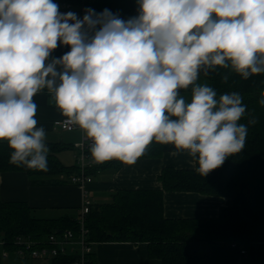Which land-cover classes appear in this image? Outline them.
<instances>
[{"label": "clouds", "instance_id": "9594fccd", "mask_svg": "<svg viewBox=\"0 0 264 264\" xmlns=\"http://www.w3.org/2000/svg\"><path fill=\"white\" fill-rule=\"evenodd\" d=\"M137 5L127 20L91 8L81 19L53 0H0V141L9 164L48 170L33 99L45 91L91 141L94 164L133 165L156 142L186 152L206 177L244 150L257 117L239 92L218 95L198 79L217 68L242 80L264 74V0ZM58 46L70 50L50 59ZM189 88L186 99L181 90ZM258 104L264 108V90Z\"/></svg>", "mask_w": 264, "mask_h": 264}, {"label": "trees", "instance_id": "16d2710c", "mask_svg": "<svg viewBox=\"0 0 264 264\" xmlns=\"http://www.w3.org/2000/svg\"><path fill=\"white\" fill-rule=\"evenodd\" d=\"M53 2L58 4L59 11H63V4L78 1ZM87 4L96 13L108 9L123 20L138 15L137 0H87ZM226 74L229 79L225 83L222 76ZM204 76L218 95L239 92L248 111L257 117L258 123L249 127L244 150L230 156L206 177L198 175L194 169L167 166L159 175L162 189L119 190L113 195L111 203L92 204L86 220L91 241L145 242L150 258L157 259V264H207L204 254L211 245L239 246L247 252V255H242L241 264H248L249 246L264 242V108L258 104L260 92L264 90V74L242 80L227 69L217 68ZM50 148L48 170L39 172L9 164L10 149L7 142L0 141V180L4 173L23 172L35 184L65 183L62 176L71 182L70 177L78 170L76 164L66 166L55 155L67 146L55 143ZM167 152L176 150L172 145L152 142L140 158H161ZM122 166L121 161L113 159L92 165L87 173L92 178L101 171L117 172ZM166 191L230 197L232 203L221 207L216 217L169 219L164 216L163 195ZM66 229H78L76 217L43 218L26 202H0V237L8 250L14 249L18 238L43 240L53 232ZM73 260L74 256H59L51 259L49 264H72ZM87 264H100L93 252Z\"/></svg>", "mask_w": 264, "mask_h": 264}, {"label": "crops", "instance_id": "0c3cea01", "mask_svg": "<svg viewBox=\"0 0 264 264\" xmlns=\"http://www.w3.org/2000/svg\"><path fill=\"white\" fill-rule=\"evenodd\" d=\"M61 13H65L60 11ZM59 43V42H58ZM70 50L69 46H58L51 53V58H59ZM34 102L38 105L36 119L38 126L47 132V144L52 152L51 144L60 143L67 149L55 153L56 157L68 160L71 150L75 154L76 145L86 137L79 128L68 130L56 126L55 122L65 119L55 107L49 104L48 93L36 95ZM167 152L161 158H139L133 165L123 164L117 172L101 171L93 175V181L86 186V192L62 176L65 183L57 185H41L32 183L30 177L23 172L4 173L0 180V202L22 201L33 207L43 218H59L65 215L77 217L84 199L92 204H106L113 201V195L119 190H160L159 180L163 168L173 166L178 169H194V161L186 152ZM62 159V160H61ZM75 160L66 166L75 165ZM232 203L230 197L201 194L198 192L166 191L163 195L164 216L169 219H192L216 217L219 209ZM73 210L75 214L72 215ZM59 214V215H58ZM93 254L100 264H157V259L150 258L148 244L145 242H102L93 244ZM8 256V255H7ZM6 256V257H7ZM248 264H264V242L253 243L248 249ZM17 259L22 264H36L31 258ZM207 264H241L243 256L237 245H211L204 254ZM37 264H49V260L38 261Z\"/></svg>", "mask_w": 264, "mask_h": 264}, {"label": "built area", "instance_id": "2783aa9c", "mask_svg": "<svg viewBox=\"0 0 264 264\" xmlns=\"http://www.w3.org/2000/svg\"><path fill=\"white\" fill-rule=\"evenodd\" d=\"M77 3L67 2L63 4V11L65 13L71 11L75 12L78 18H83L85 9L90 8L87 0H77ZM56 126H61L68 130H73L78 127L68 125L66 118L55 122ZM91 141L86 137L76 145L77 153L75 154V164L78 168L77 172L70 177L73 184L80 186L82 189L88 182H91V175L87 173L88 168L94 165L89 151ZM92 202L89 198H85L79 213L76 217L78 229H66L64 231H56L49 234L43 240H36L32 238H18L14 243V249L8 250L3 238L0 237V246L4 249L3 256L6 257L10 253L20 258H31L42 261H50L59 256H74L72 264H87L89 262L90 254L93 252L94 242L89 239V229L86 226L87 216L90 213ZM246 250H241L242 255H247ZM1 261V257H0Z\"/></svg>", "mask_w": 264, "mask_h": 264}, {"label": "rangeland", "instance_id": "374dc122", "mask_svg": "<svg viewBox=\"0 0 264 264\" xmlns=\"http://www.w3.org/2000/svg\"><path fill=\"white\" fill-rule=\"evenodd\" d=\"M204 82H207L209 84L208 79L201 73L199 76V79H198V83H204ZM181 95L185 96L186 99H190L191 88H189L188 90H181ZM65 151H67L68 154L70 153L71 155H67V156H69L68 160H62V159L61 160L63 161L64 164L68 165V163H70V162L72 163V159L75 160V154L77 153V150H75V154H72L71 150H65ZM92 181H93V178H92L91 182ZM91 182H88L85 185V188ZM85 188L83 189L84 192H86ZM71 214L74 215L75 211L73 210V213H71ZM37 215L39 216V214H37ZM3 254H4V249L0 246V257H1L0 263L1 264H22L23 263V261L18 260L17 259L18 257L12 253H10L7 257H4ZM35 260H38V259H35ZM38 261H42V260H38ZM38 261H34L33 263L37 264V263H39ZM43 262H45V261H43Z\"/></svg>", "mask_w": 264, "mask_h": 264}]
</instances>
